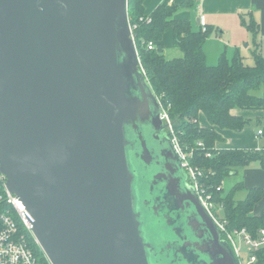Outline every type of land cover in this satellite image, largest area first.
I'll list each match as a JSON object with an SVG mask.
<instances>
[{
    "label": "water",
    "instance_id": "water-1",
    "mask_svg": "<svg viewBox=\"0 0 264 264\" xmlns=\"http://www.w3.org/2000/svg\"><path fill=\"white\" fill-rule=\"evenodd\" d=\"M164 130L127 0H0L1 172L52 264H239Z\"/></svg>",
    "mask_w": 264,
    "mask_h": 264
},
{
    "label": "trees",
    "instance_id": "trees-1",
    "mask_svg": "<svg viewBox=\"0 0 264 264\" xmlns=\"http://www.w3.org/2000/svg\"><path fill=\"white\" fill-rule=\"evenodd\" d=\"M145 1L128 0V15L131 24L137 26L135 37L146 80L155 96L162 97L184 150L197 149L190 162L205 171L204 183L211 186L214 201L223 206L229 229H246L256 238L259 230L264 229V213L256 217L252 212L263 190L250 189L245 200L237 201L236 193L245 189L242 183L226 194L224 189L217 191L216 188L222 187L234 169L249 165L261 155L247 150H217L216 144L223 137L215 127L242 131L250 120L232 115L233 110H264V94H252L264 90V56L255 54V65L250 67L240 56L229 60L223 54L217 65L208 66L203 47L211 32H197L189 22L173 20L175 8L167 3L147 16ZM147 17L152 19L151 23L140 22ZM257 27L255 21L247 25L254 35ZM170 28L174 30L175 44L183 52L182 57L172 60L165 57L162 43ZM149 42L155 44L154 49H148ZM201 115L209 127L201 125ZM198 142L204 143L205 150L198 149ZM208 151L213 155L211 158L205 156ZM254 254L257 260L253 264H264V247Z\"/></svg>",
    "mask_w": 264,
    "mask_h": 264
},
{
    "label": "crops",
    "instance_id": "crops-1",
    "mask_svg": "<svg viewBox=\"0 0 264 264\" xmlns=\"http://www.w3.org/2000/svg\"><path fill=\"white\" fill-rule=\"evenodd\" d=\"M165 3L175 8L173 20L187 21L191 24L192 30L197 32L203 31L204 28L211 32L210 39L206 40L203 47L208 66L217 65L223 54L229 57V60L240 56L243 63L250 67L255 65V54L264 56V0H146L145 15L153 14ZM253 21L258 25L256 35L247 28V25ZM162 43L165 46L164 51L169 46H177L173 28L164 35ZM222 43L225 44L224 52H222ZM263 94L264 90H259L257 96ZM231 113L250 120L249 125L242 131L215 127L223 137V141L216 144L217 150L255 151L261 155V158L245 167L234 169L225 182L231 179V188L228 192L240 183L244 185L245 189L235 195L237 201L245 200L247 191L250 189L263 190L262 198L252 212L254 216L259 217L264 213V165L262 163L264 161V110L235 109ZM201 116L203 117L201 125L209 127L205 116ZM226 183L222 185L224 192Z\"/></svg>",
    "mask_w": 264,
    "mask_h": 264
},
{
    "label": "built area",
    "instance_id": "built-area-1",
    "mask_svg": "<svg viewBox=\"0 0 264 264\" xmlns=\"http://www.w3.org/2000/svg\"><path fill=\"white\" fill-rule=\"evenodd\" d=\"M128 3V0H127ZM150 17L141 18L140 22L151 23ZM131 38L135 44L139 67L146 77L145 69L139 57L137 41L135 37V29L129 20ZM206 29H203L205 32ZM155 48L153 42H149L148 49ZM162 97H157L161 107V119L168 128V132L172 144L179 155L183 168L186 170L190 184L195 189L202 205L207 210L208 214L218 227L222 237L229 243L232 251L237 258L239 264H253L257 258L254 253L264 247V229L259 230L258 236L254 238L246 229L231 230L229 223L223 215V206L218 205L214 201L213 192L210 187L204 183L205 171L198 166H193L190 162L194 156L195 148L186 152L181 145L178 135L176 134L174 124L172 123L168 109L162 104ZM261 135L262 132L260 131ZM198 149L205 150L203 142L197 143ZM206 158H211V152L205 153ZM222 187L216 188L217 191L222 190ZM224 214V213H223ZM35 218L27 209L26 205L20 197L12 193L7 186V178L1 172L0 165V264H52L41 245L39 244L34 233Z\"/></svg>",
    "mask_w": 264,
    "mask_h": 264
},
{
    "label": "rangeland",
    "instance_id": "rangeland-1",
    "mask_svg": "<svg viewBox=\"0 0 264 264\" xmlns=\"http://www.w3.org/2000/svg\"><path fill=\"white\" fill-rule=\"evenodd\" d=\"M216 34L221 35L219 32ZM211 37V33H209L207 40L210 39ZM229 47V44H226ZM245 46V45H244ZM222 52H224L223 50L225 49V44L222 43ZM251 53V51H250ZM164 55L168 60H172V59H176V58H180L183 56V52L181 51V49L178 46H169L165 51H164ZM229 58V57H228ZM230 59V58H229ZM232 59V58H231ZM252 94L254 95H258L259 91H254L252 92ZM199 122L202 123L203 122V117L200 116L199 117ZM178 132L176 131V134ZM127 139L131 140V142L135 143V136L132 132V129L128 126L127 127V133H126ZM129 161L131 163V167L133 170V173L136 175V185H135V189H136V193H137V212L140 213V219L143 222L142 225V232H143V236L145 238V241L148 243H153L155 242L154 240V218H151V215H149V212L146 208H144V206L141 204L142 201V197L144 195H146V186L144 185V181H143V166L141 165V163L136 159V157L133 156L131 149L129 150ZM184 170V169H183ZM186 172V170H184ZM187 173V172H186ZM188 177V182L190 183V179L188 174H186ZM226 182H224L225 184ZM225 187V192L227 193L229 191V189L231 188V179H229L226 183ZM219 215H223L224 214L222 212H218ZM149 260L151 264H165L163 262H160V258H158V256H155L154 254H152V252H149Z\"/></svg>",
    "mask_w": 264,
    "mask_h": 264
},
{
    "label": "flooded vegetation",
    "instance_id": "flooded-vegetation-1",
    "mask_svg": "<svg viewBox=\"0 0 264 264\" xmlns=\"http://www.w3.org/2000/svg\"><path fill=\"white\" fill-rule=\"evenodd\" d=\"M156 98H157V97H156ZM157 100H158V99H157ZM163 126L165 127L164 132L166 133V135L168 136V138L171 139V138H170V135H169V132H168V128L166 127V124L164 123V121H163Z\"/></svg>",
    "mask_w": 264,
    "mask_h": 264
}]
</instances>
